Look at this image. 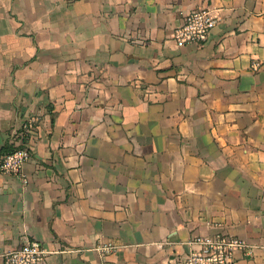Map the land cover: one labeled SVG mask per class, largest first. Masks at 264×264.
<instances>
[{"label": "crops", "instance_id": "crops-1", "mask_svg": "<svg viewBox=\"0 0 264 264\" xmlns=\"http://www.w3.org/2000/svg\"><path fill=\"white\" fill-rule=\"evenodd\" d=\"M198 8L215 29L178 45ZM27 122L0 264L25 233L49 264H183L223 233L264 264V0H0V158Z\"/></svg>", "mask_w": 264, "mask_h": 264}, {"label": "built area", "instance_id": "built-area-1", "mask_svg": "<svg viewBox=\"0 0 264 264\" xmlns=\"http://www.w3.org/2000/svg\"><path fill=\"white\" fill-rule=\"evenodd\" d=\"M218 23V17L213 10L198 8L192 10L184 23L173 32V39L178 45L202 44L206 42ZM33 122L25 123L14 132L18 146L14 151L0 158V172L15 176L28 184L24 166L31 157L28 139L34 133ZM191 250L183 264H234L235 253L246 251L252 254V247L245 241L223 233L213 237H199L189 243ZM119 247L110 242L103 243L95 250L102 253H112ZM48 252L42 243L23 234L18 246L8 251L3 258L4 264H49Z\"/></svg>", "mask_w": 264, "mask_h": 264}, {"label": "trees", "instance_id": "trees-1", "mask_svg": "<svg viewBox=\"0 0 264 264\" xmlns=\"http://www.w3.org/2000/svg\"><path fill=\"white\" fill-rule=\"evenodd\" d=\"M15 150V148H11V147H6V149H5V153L3 154V155H5V154H7V153H10V152H12V151H14Z\"/></svg>", "mask_w": 264, "mask_h": 264}]
</instances>
